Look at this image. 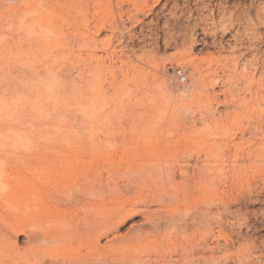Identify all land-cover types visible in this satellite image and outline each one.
Returning <instances> with one entry per match:
<instances>
[{
  "label": "rangeland",
  "instance_id": "1",
  "mask_svg": "<svg viewBox=\"0 0 264 264\" xmlns=\"http://www.w3.org/2000/svg\"><path fill=\"white\" fill-rule=\"evenodd\" d=\"M179 72L194 78L192 94L169 87L183 84ZM159 153H177L188 175L202 168L216 191L202 206L214 223L195 226L186 242L196 251L190 264H264V0H0V232L45 223L68 160L81 169L78 179L87 168L106 177L142 156L155 164ZM246 154L249 170L235 175V159ZM136 188H125L133 200L150 190ZM195 194L192 211L201 202ZM17 234L5 240L27 246L26 233ZM11 248L0 249V264L18 262ZM64 256L45 260L66 264ZM166 257L156 264H173L174 253Z\"/></svg>",
  "mask_w": 264,
  "mask_h": 264
},
{
  "label": "bare ground",
  "instance_id": "2",
  "mask_svg": "<svg viewBox=\"0 0 264 264\" xmlns=\"http://www.w3.org/2000/svg\"><path fill=\"white\" fill-rule=\"evenodd\" d=\"M195 85L196 83L194 82V78L192 77L191 80H189L186 83L181 84L179 83V81H175L174 83H171V85L169 84V87L175 93H179L182 95H187V94L190 95L192 94ZM15 94L16 92L14 93V95ZM178 127L180 128V126ZM180 129H184V128H180ZM178 130L179 129H177V131ZM171 131L170 133H172ZM198 139L195 138L194 139L195 141L193 140L192 141L196 144L195 147L198 146L201 149L200 146L201 144H199L200 140ZM165 142H167V139H165ZM211 148L215 149L214 146H212ZM206 149L209 150V148ZM190 151L192 150L190 149ZM199 151H203V150H199ZM61 153H63L62 156H67L71 152L68 151L67 154H64V152ZM60 154L59 156L61 158L62 156ZM164 154L165 153H159V156L157 155L158 157H156V160L157 159L158 160L154 161L155 164H151L152 162H150L152 161L151 160L152 155H149L151 156V159L149 158L150 159L149 161H147V158L149 156L146 159L143 158L142 156V158H140L141 160H139V164H136L135 166H128L123 172L119 169V173H117L118 169L111 166L108 171H110L111 168L112 169L114 168V170L116 169L117 172L116 171L114 172V170L108 172L106 170V172H108L105 175L106 177L103 176L104 175L103 172L105 173V171L100 170L98 167L97 169H99L100 173L102 172L101 174L97 173L98 171H96L95 169L94 171H92L93 170L92 169L91 170L92 172L88 170V168L85 170L82 169L84 170L81 172L82 178L79 179H82L83 180L82 182H84V184H79L82 183L80 181L78 183L79 185L77 184V186L76 183L79 180L77 173L81 169H78L77 165L71 163L72 161L71 162H69V160L66 161L70 163V166L68 163L65 162L68 167L65 166L64 164L66 170L65 172L63 171V173L60 176H58L59 174L57 175L59 178L57 183L54 184L59 194L57 193L56 190H55L56 193L55 192L53 193L58 194V196L56 195V197L58 198L56 200L59 202L56 201L57 203L56 204L57 206L55 205L56 209L53 208L54 205L53 207L51 206V208L49 209H53V212L55 209V212L50 213L51 211L49 212L48 211L49 209L47 208V213H44L43 215L44 219L46 220L45 223L47 225L42 224L44 223V221L42 223H38V225L36 226V230L34 231L33 230L34 228H32V232H30L29 227L31 226L32 223H28L30 225L28 227L26 223L21 224L20 222V224L18 225L17 223L16 226L15 224H11V226L9 224V227H12L14 225L12 227L13 229L7 226L10 230H5V232L7 233L9 231V234H11V231H13V233L11 234L12 236H15L17 234L16 231L18 232V234H22V235L23 233H26L25 237H27L26 240L27 242L26 241L25 242L27 243L26 244L27 246H24L25 248L21 247L23 249L24 256L22 255L21 248L19 249V246L16 245V243H14L16 242L17 238H15L16 240L14 241V239H12L13 237L10 235L12 237L11 239L14 242L9 244L8 240L10 241L11 239L8 238V240H5L7 236L4 237L5 235H8V237H10L9 234H5V233L3 234V232H0V235H2L0 236V238L4 237L5 240L4 241L2 238L0 242L1 243L4 242V244L6 242L9 244V246L8 244L5 245L6 249L10 246L13 249L16 247L17 249L15 248V250H13L10 247L11 250H13L12 251L14 255L13 257L15 258L16 256V258H18L17 255L19 253L20 254V256L18 255L19 258L21 256L22 257L20 259L18 258V262L20 260L21 263L22 260L23 264H64V262L58 263L57 261L51 259L52 257H55V253L56 255L59 253H62L63 256L64 254L66 255L65 252L63 253V251L69 252V254L67 253L68 254L67 263H66L67 259L64 256V260L66 259L65 260L66 264H156L157 263L156 258L157 259L160 258L162 261L164 260L165 262V258H167L166 256L171 252H173L175 256V258H173L174 261L171 263L190 264L191 260H189V258L193 256V254H196L194 253L196 251L192 249H188L189 246L186 245L187 244L186 242L190 238V236L195 234L196 232L195 226L199 228L198 227L199 224L203 225L205 223L206 225L207 221L209 224L210 222H213L211 215L212 212L209 211V209L206 210L202 208V206L206 202V200H210L211 202V199L215 197L216 191L213 188V186L210 184L211 180L208 179L209 177L208 178L205 177L201 172L202 168L200 169L201 171L199 169H192V173H190L191 175H188L187 172L183 170L181 165L176 166L177 153L173 155L168 153L165 155ZM69 155H73V153ZM75 155L76 153L74 154V157L71 156L72 159L73 158L76 159ZM207 155L208 153H206L204 157L206 158ZM210 155H212V152L210 153ZM239 158H240L239 160H236L237 159L236 158L234 163L233 160H231L233 163L232 171L235 175L238 173L244 174L252 162V161L250 162L251 159H249L247 154L245 155V157L241 158L240 156ZM148 162L151 165H149ZM80 164L81 163L79 162L78 166H80ZM64 167L62 166V168ZM92 167L95 166L91 165V168ZM81 168H83V166ZM176 168L179 170L178 181H176V177L174 176L175 173L177 174ZM61 172L62 169L59 173ZM55 179H57V177ZM136 186L138 187L136 188ZM126 187H128V189L129 187L132 188L134 187V190L135 188L138 189L140 187H141L140 189L148 188L150 190L147 189L148 190L147 191L145 189V192L147 191L149 194L143 192L136 193L139 192V190L138 191L135 190L136 192L135 191L134 192L137 194V196L139 195V197L133 200V196L130 197L132 194L131 195L129 194V191L133 192L132 188H130L129 191H127V189H125ZM76 188L77 190L79 189L81 192V196L79 194L80 192L77 193L80 197H78V195L76 194L77 191ZM151 189L154 190L158 189V190H155L153 193L150 192ZM126 191L129 194L127 195V198H124L125 197L124 194L126 193L122 194V196L119 195ZM194 191H197L195 193H199V194L196 195ZM135 193H133V195ZM142 193L148 194V196L150 195L149 196L150 198L149 199L146 198V199L147 200L151 199V200L148 202H144L143 200L145 199V197ZM150 193L152 194L156 193V195H152L151 197ZM193 193L195 194V198H197L196 196L200 197L199 200L201 202L192 211L187 201H189L190 196H192L191 198H194ZM136 194L134 195V197H137ZM122 197L126 200L123 201ZM120 198H122V200ZM248 198L250 199L251 196ZM245 201L247 203L248 199ZM59 203L60 204L63 203V205H61L62 207L58 206ZM67 204H70L69 206L71 207L67 208L68 207ZM65 205L67 207H63ZM82 209L84 210L85 214L87 213L86 211H89V213L87 214L88 216L87 215L84 216V214L82 213L83 211H81ZM77 210L81 211L80 214H83L82 216L84 217L87 216V219L86 218L84 219V217L81 216L83 220H85L84 222L82 221L83 222L82 224H80L81 223L80 221L82 219V218L80 219V214L79 217L76 215L79 213V211ZM138 213L142 215L141 216L143 219L142 223L138 226L130 227L127 230L126 234L119 235L118 234L119 227L122 226L127 219H130L131 217H133ZM89 215H91V218L89 217ZM75 216H77L78 219H80L78 220L80 223L75 221L76 220ZM188 218H190L192 221L194 220L197 221V222H193V224L191 223L192 224L191 229H188V223H186V220H190ZM189 230H191V232H189ZM20 231L22 233H19ZM27 232L30 233L27 234ZM14 233L16 234L14 235ZM102 239L105 240L104 244H100V241ZM4 244L2 247L0 245L1 254L3 250L4 253L8 254L10 252V248H9V252H6L8 249L7 250L3 249ZM82 250H85V252L82 253ZM28 252H30L32 256L30 254H27ZM40 254L44 256L42 257L40 256ZM52 254L54 255L51 256ZM151 254H153L155 260H153L154 258L152 259V257H150ZM209 254H211V251ZM45 255L47 257L48 256L51 257L49 261L45 260L46 257ZM211 260L214 261V259ZM14 261L15 260H13L12 262L19 264L18 262H16L17 260L15 262Z\"/></svg>",
  "mask_w": 264,
  "mask_h": 264
},
{
  "label": "built area",
  "instance_id": "3",
  "mask_svg": "<svg viewBox=\"0 0 264 264\" xmlns=\"http://www.w3.org/2000/svg\"><path fill=\"white\" fill-rule=\"evenodd\" d=\"M177 75H178L177 77L179 78V80H180L182 83L186 82V77L183 76V74H182L181 72H179Z\"/></svg>",
  "mask_w": 264,
  "mask_h": 264
}]
</instances>
